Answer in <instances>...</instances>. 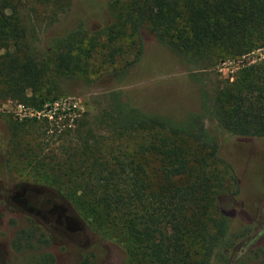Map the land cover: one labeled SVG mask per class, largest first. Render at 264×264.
<instances>
[{
	"label": "rangeland",
	"instance_id": "374dc122",
	"mask_svg": "<svg viewBox=\"0 0 264 264\" xmlns=\"http://www.w3.org/2000/svg\"><path fill=\"white\" fill-rule=\"evenodd\" d=\"M56 1L34 2L22 13L35 54L46 68L35 91L45 100L42 110L0 100V264H133L125 259L126 241L119 230L92 232L63 199L77 187L65 175L84 171L77 133L91 127L106 135L93 128L90 115L111 90L121 91L132 107L174 122L188 114L201 116L218 143V155L232 167L233 173L225 169L227 190L240 191L219 202L232 210L227 234L243 238L233 252L242 247L248 256L245 264H264V136L228 131L221 127L216 107L209 105L207 112L200 108L202 90L211 103L217 87H226L235 97L226 109L240 100L253 110L262 106L264 28L261 36L251 38L249 52L227 54L211 68L195 71L191 79L190 66L162 46L144 24L136 34L121 25L117 17L127 0H60L61 6ZM79 26L84 36L72 50L75 65L61 69L53 55L73 40L71 34ZM108 29L117 33L110 43ZM138 45V60L128 64ZM140 140L129 137L123 145L131 150ZM109 143L120 147L115 140ZM151 167L152 163L146 166L148 171ZM258 238L251 247L247 244L246 239Z\"/></svg>",
	"mask_w": 264,
	"mask_h": 264
},
{
	"label": "trees",
	"instance_id": "16d2710c",
	"mask_svg": "<svg viewBox=\"0 0 264 264\" xmlns=\"http://www.w3.org/2000/svg\"><path fill=\"white\" fill-rule=\"evenodd\" d=\"M38 1L42 0H0V100L35 112L45 103L35 91L46 68L35 54L22 13ZM56 3L61 6L60 0ZM117 18L135 34L144 24L162 46L190 66L188 76L194 79L195 71L211 68L227 54L238 57L249 52L251 38L261 36L264 28V0H127ZM108 31L110 43L117 33ZM83 36L79 26L71 34L73 40L53 55L59 68L75 65L72 50ZM140 51L136 46L128 64L138 60ZM225 88L215 89L211 103L202 90L201 111L213 105L224 129L264 136V89L259 95L263 108L253 110L244 100L226 109L235 97ZM103 97L102 106L90 116L93 128L106 135L91 127L77 133L84 171L65 175L77 186L63 195L73 216L99 235L107 228L119 230L129 263L245 264L248 256L242 247L233 252L242 236L227 234L232 210L219 203L240 191L227 190L225 169L232 167L218 155V143L201 116L188 114L174 122L132 107L121 91L111 90ZM133 136L141 140L129 150L123 141ZM108 140L120 147H110ZM231 181L237 183L234 175ZM260 239L246 240L251 247Z\"/></svg>",
	"mask_w": 264,
	"mask_h": 264
}]
</instances>
